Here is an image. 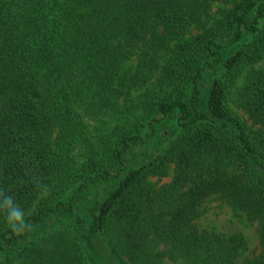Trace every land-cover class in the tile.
I'll list each match as a JSON object with an SVG mask.
<instances>
[{
	"label": "trees",
	"instance_id": "trees-1",
	"mask_svg": "<svg viewBox=\"0 0 264 264\" xmlns=\"http://www.w3.org/2000/svg\"><path fill=\"white\" fill-rule=\"evenodd\" d=\"M246 38L205 87L221 43ZM165 122L172 139L128 169ZM94 177L117 181L93 215L123 264H264V0H0V191L32 225L0 210V264H93L64 200ZM214 197L259 224L257 257L198 228Z\"/></svg>",
	"mask_w": 264,
	"mask_h": 264
},
{
	"label": "rangeland",
	"instance_id": "rangeland-1",
	"mask_svg": "<svg viewBox=\"0 0 264 264\" xmlns=\"http://www.w3.org/2000/svg\"><path fill=\"white\" fill-rule=\"evenodd\" d=\"M231 5H225L222 3H216L213 6V15L218 18L220 10L231 9ZM250 40L246 38L242 43H235L233 40L224 41L221 43V49L218 51V56L214 59L221 60L218 64L214 61L215 68L207 76L204 85L205 87L210 86V81L214 79L220 73V66L222 61L224 62L228 57L232 56L236 52L240 51ZM131 65L136 64V60H133ZM233 108L245 121H249L247 115L235 105ZM251 122H249V125ZM176 122L163 123L157 127V133L153 134V130H146L143 134V141L134 143L133 146L125 155L126 167L132 169L139 166L140 164L147 161L148 157L154 153L161 152V148L165 147L173 137L174 126ZM150 136V137H148ZM168 140V141H167ZM125 175V174H123ZM165 180V182H169ZM77 186L75 191L65 198L64 203L70 209L69 204L71 203L72 196L77 192V200L75 212L72 211L70 214L64 217V223L68 224L74 221L75 218L81 217L86 220V229L83 239V245L85 248V254L93 264H123L122 260L113 257L105 243L103 238L99 235L95 219L94 210L98 209L99 205L105 200V198L113 191L117 184V181L99 179L94 177L86 185L88 187ZM85 186V185H83ZM52 222H56V218H52L47 227L40 226L34 227V231H46L52 227ZM59 225V224H58ZM197 226L201 231L216 232L224 235H242L248 245V249L241 261L246 259H253L261 253V242H260V226L257 223H251L247 220L243 214L235 212L226 203L218 198H212L202 207V216L197 221ZM166 264H174L172 262H166Z\"/></svg>",
	"mask_w": 264,
	"mask_h": 264
},
{
	"label": "clouds",
	"instance_id": "clouds-1",
	"mask_svg": "<svg viewBox=\"0 0 264 264\" xmlns=\"http://www.w3.org/2000/svg\"><path fill=\"white\" fill-rule=\"evenodd\" d=\"M0 210L5 213L8 228L14 233L30 231L32 225L26 218V213L15 197L0 191Z\"/></svg>",
	"mask_w": 264,
	"mask_h": 264
}]
</instances>
